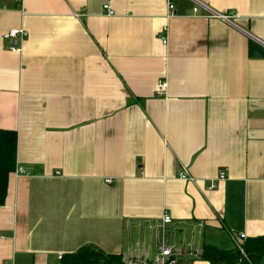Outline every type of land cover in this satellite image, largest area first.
Segmentation results:
<instances>
[{
  "label": "crops",
  "instance_id": "1",
  "mask_svg": "<svg viewBox=\"0 0 264 264\" xmlns=\"http://www.w3.org/2000/svg\"><path fill=\"white\" fill-rule=\"evenodd\" d=\"M173 2L168 18L166 0H0V128L28 173L0 206V264L86 245L150 263L165 213L177 264L264 236V0Z\"/></svg>",
  "mask_w": 264,
  "mask_h": 264
},
{
  "label": "trees",
  "instance_id": "2",
  "mask_svg": "<svg viewBox=\"0 0 264 264\" xmlns=\"http://www.w3.org/2000/svg\"><path fill=\"white\" fill-rule=\"evenodd\" d=\"M18 134L0 128V206L6 203L9 178L17 167ZM247 259L235 248L220 250L206 245L198 258L211 264H264V236L247 239L243 243ZM60 264H127L121 254H109L93 245H86L74 253L66 254Z\"/></svg>",
  "mask_w": 264,
  "mask_h": 264
},
{
  "label": "built area",
  "instance_id": "3",
  "mask_svg": "<svg viewBox=\"0 0 264 264\" xmlns=\"http://www.w3.org/2000/svg\"><path fill=\"white\" fill-rule=\"evenodd\" d=\"M17 3H23L24 0H14ZM167 1V17L172 18L176 15V7L173 2V0H166ZM104 10L106 16L113 17L116 15L115 11L111 7L110 4L104 5ZM194 13H199V6L194 8ZM210 17V16H208ZM220 18L224 19H230L228 16L219 15ZM163 31H167V27L163 29ZM28 33L24 29H14L10 30L4 35L5 40L10 41L12 43V46L10 47L11 51L14 52H22L23 50V43L27 40ZM163 43H168V37L165 36L163 38ZM168 84L166 81H162L157 86V94L159 96H163L166 94ZM17 176H28V173L20 166L16 167V170L14 172ZM59 174V173H58ZM179 178L189 182V183H195L196 179L193 177L187 169H183L182 172L179 173ZM227 179V174L225 172H221L219 174V181H224ZM112 181L108 180L107 183H111ZM216 188L215 183H211L209 190H213ZM173 217L169 213H165V215L162 218V244L159 246V253L157 257L154 259V261L146 264H177L176 257L174 255L173 249L166 245L165 243V226L172 223ZM233 240L235 241L236 248L241 252L243 257L248 260L247 255L245 253V250L243 248V243L245 240H247V235L245 233H240L237 237H233ZM63 255H59L58 258L61 260Z\"/></svg>",
  "mask_w": 264,
  "mask_h": 264
},
{
  "label": "rangeland",
  "instance_id": "4",
  "mask_svg": "<svg viewBox=\"0 0 264 264\" xmlns=\"http://www.w3.org/2000/svg\"><path fill=\"white\" fill-rule=\"evenodd\" d=\"M161 236H162V234H161ZM161 242H162V237H161ZM165 243H166V245L173 248V250L175 252L179 251V250H181V248H183L180 233L178 231L174 232L171 229H168L165 232Z\"/></svg>",
  "mask_w": 264,
  "mask_h": 264
},
{
  "label": "water",
  "instance_id": "5",
  "mask_svg": "<svg viewBox=\"0 0 264 264\" xmlns=\"http://www.w3.org/2000/svg\"><path fill=\"white\" fill-rule=\"evenodd\" d=\"M250 55L253 58H264V48L254 42L250 46Z\"/></svg>",
  "mask_w": 264,
  "mask_h": 264
}]
</instances>
